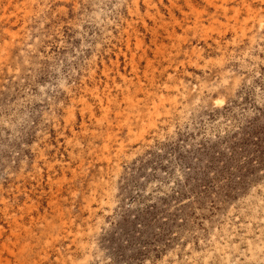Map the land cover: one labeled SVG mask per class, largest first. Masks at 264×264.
Listing matches in <instances>:
<instances>
[{
    "label": "rangeland",
    "instance_id": "rangeland-1",
    "mask_svg": "<svg viewBox=\"0 0 264 264\" xmlns=\"http://www.w3.org/2000/svg\"><path fill=\"white\" fill-rule=\"evenodd\" d=\"M0 259L264 264V0H0Z\"/></svg>",
    "mask_w": 264,
    "mask_h": 264
},
{
    "label": "bare ground",
    "instance_id": "bare-ground-1",
    "mask_svg": "<svg viewBox=\"0 0 264 264\" xmlns=\"http://www.w3.org/2000/svg\"><path fill=\"white\" fill-rule=\"evenodd\" d=\"M11 1V0H10ZM2 236V235H1ZM10 249V248H9ZM0 261H1V259H0ZM8 262H9V260H7ZM11 264V263H10Z\"/></svg>",
    "mask_w": 264,
    "mask_h": 264
}]
</instances>
